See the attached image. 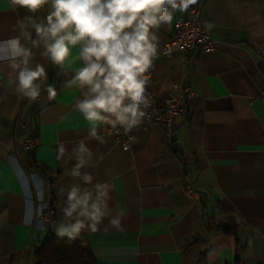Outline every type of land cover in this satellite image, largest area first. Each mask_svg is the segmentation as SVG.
I'll list each match as a JSON object with an SVG mask.
<instances>
[{
    "label": "crops",
    "instance_id": "crops-1",
    "mask_svg": "<svg viewBox=\"0 0 264 264\" xmlns=\"http://www.w3.org/2000/svg\"><path fill=\"white\" fill-rule=\"evenodd\" d=\"M198 4L215 48L184 55L174 45L164 54L181 14L175 11L173 24L159 30L148 88L168 95L174 84L186 83L194 96L183 102L170 136L145 118L127 149L110 126L100 132L106 143L88 137L89 125L74 107L81 93L63 87L71 70L58 75L38 51L57 94L42 91L29 102L15 93L9 62L0 61V264H35L50 226L37 219L40 205H52L56 227L67 190L83 186L70 175L75 161L56 159L57 145L70 151L81 140L94 153V166L82 171L111 186L113 216L124 212L120 229L105 218L96 231L81 232L100 264H196L202 253L199 264H236L237 256V264H264V0ZM26 15L0 0V39L16 35L13 26Z\"/></svg>",
    "mask_w": 264,
    "mask_h": 264
},
{
    "label": "clouds",
    "instance_id": "clouds-1",
    "mask_svg": "<svg viewBox=\"0 0 264 264\" xmlns=\"http://www.w3.org/2000/svg\"><path fill=\"white\" fill-rule=\"evenodd\" d=\"M30 15L13 26L16 35L0 39V61H8L15 73V93L35 102L42 91L49 98L57 91L48 84L44 64L37 52L68 76L65 89H78L74 107L88 123V137L106 143L103 127H120L125 135L148 117L152 103L147 89L150 69L158 56L159 30L171 26L174 12H187L198 0H9ZM44 11L41 16L38 13ZM211 28V24H206ZM73 49H78L73 55ZM80 65L73 69V65ZM132 143L137 138L130 136ZM127 147V145L125 146ZM94 153L84 140L69 151L63 142L56 159L74 160L70 170L82 185L73 184L66 193L63 219L55 227L59 237L74 241L85 229L96 231L105 218L112 227H122L123 210L112 215L109 209L111 186L93 183L94 176L82 171L92 164ZM61 194L64 190L61 189Z\"/></svg>",
    "mask_w": 264,
    "mask_h": 264
},
{
    "label": "built area",
    "instance_id": "built-area-1",
    "mask_svg": "<svg viewBox=\"0 0 264 264\" xmlns=\"http://www.w3.org/2000/svg\"><path fill=\"white\" fill-rule=\"evenodd\" d=\"M178 46L183 51L184 55L189 52L199 49L200 51H212L216 46V41H214L210 34L204 29L201 18H200V6H191L187 12H181V14L176 18L174 23V35L169 40V42L164 44V54L169 55L172 46ZM150 94V99L152 103L150 105L151 119L154 123L161 125L166 131L168 136L172 132V123L175 117L179 116L183 110V102L194 95L189 91V87L186 83L174 84L172 86V91L168 95L158 94L151 89H147ZM262 103L264 104V86L261 91L260 97ZM111 134L114 136L115 141L121 144L124 149L129 148L131 141L130 136H134L133 131L125 135L122 128L117 127L111 130ZM127 145V147H125ZM26 147L32 148L33 143L27 141ZM186 193L194 197L195 193L193 189L187 185ZM54 210L50 207L48 203H42L38 210L37 219L43 224L51 225V218Z\"/></svg>",
    "mask_w": 264,
    "mask_h": 264
},
{
    "label": "trees",
    "instance_id": "trees-1",
    "mask_svg": "<svg viewBox=\"0 0 264 264\" xmlns=\"http://www.w3.org/2000/svg\"><path fill=\"white\" fill-rule=\"evenodd\" d=\"M33 164L36 165L34 160ZM49 205L52 208V205ZM54 224L55 211L53 212L51 225L48 227L46 236L34 251L35 264H100L93 256L83 233H80L79 237L74 241H70L67 237L56 235ZM222 230L230 231L231 228L224 227ZM203 255L202 253L198 256L196 264L202 261ZM235 261L237 264L240 261V257L237 256Z\"/></svg>",
    "mask_w": 264,
    "mask_h": 264
}]
</instances>
